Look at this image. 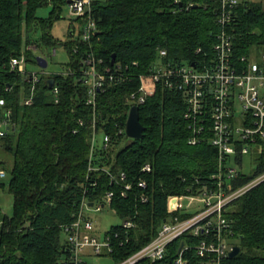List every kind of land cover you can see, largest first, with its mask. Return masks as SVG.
Instances as JSON below:
<instances>
[{"label": "trees", "instance_id": "16d2710c", "mask_svg": "<svg viewBox=\"0 0 264 264\" xmlns=\"http://www.w3.org/2000/svg\"><path fill=\"white\" fill-rule=\"evenodd\" d=\"M49 3L54 10L47 18L38 17V9ZM217 5L215 0L92 2L98 33L92 38V48L81 40L64 44L71 57L69 67L78 71L82 58L92 52L112 71L120 66L127 77L124 83L111 85L97 96L98 126H126L130 110L127 97L145 83L140 76L149 73L161 50L167 52L164 61L174 65L214 57L215 34L220 31ZM60 8L59 0H0V99L6 100L5 108H12L15 124L0 137V170L10 176L8 191L14 198L11 217L0 207V264H63L69 254L61 234L77 220L84 200L104 203L109 192L114 194L111 208L136 225L128 232L122 226L107 232L112 236L110 256L117 264L156 237L170 219L171 197L189 194L197 181L198 187L212 183L218 172L210 123L197 135V144H191L193 132L184 117V93L161 83H153L154 93L140 106L144 137L132 140L124 135L115 139L108 151H91L94 115L86 105L88 94L78 73L42 77L33 104L22 103L31 84L12 72L9 63L25 54L27 62L37 65L30 46L56 49L51 29L60 18ZM237 11V20L230 28L236 56L250 57L255 50L264 53L263 4L243 0ZM32 34H39V38L31 39ZM48 79L60 89L58 103ZM10 86L12 90L6 91ZM262 144L255 171L240 174L230 186L241 187L264 172ZM236 160L241 163V155ZM90 165L96 170L89 172ZM146 165L151 166L150 172L143 170ZM121 173L126 174L125 182L117 181ZM142 181L146 188L140 186ZM125 183L131 184V189L122 195ZM143 195L148 197L145 203ZM226 218L241 252L224 264H264V182L232 203ZM177 245L164 261L153 264H174ZM191 259L197 264L194 254Z\"/></svg>", "mask_w": 264, "mask_h": 264}, {"label": "built area", "instance_id": "2783aa9c", "mask_svg": "<svg viewBox=\"0 0 264 264\" xmlns=\"http://www.w3.org/2000/svg\"><path fill=\"white\" fill-rule=\"evenodd\" d=\"M69 1L71 15L84 21L81 41L92 48V38L98 33L96 21L92 17L93 1ZM215 1L218 4L216 17L220 31L215 34L214 57L194 62L196 66H193V63L174 65L164 61L167 52L161 50L158 60L152 65L149 73L140 76L145 83L131 92L127 101L130 108L133 106L140 108L154 93L153 83H161L165 88L182 91L187 106L184 117L190 123L193 132L190 143L197 144V135L204 131L209 122L210 142L218 154V172L213 176L212 183L198 187L199 181H197L196 186L192 187L186 195L193 200L201 201L200 208L189 211L182 204L186 196L171 197L168 207L171 214L170 219L162 224L156 237L118 264H139L143 261L153 264L164 261L175 243L179 244L174 264H192L191 254L195 255L197 264H224L235 247V244L231 242L234 238L226 212L232 203L264 182L263 172L241 187L230 186V183L240 174L253 173H247L244 170L245 157L262 150L264 142V53H260L258 59L254 56H236L234 36L230 28L237 20V10L243 0ZM28 49L35 50V47L30 46ZM74 52L77 53L78 48H75ZM199 52H201L200 49L197 53ZM56 53L54 49L53 55ZM46 59L48 61V58ZM26 62L25 54H22L20 57L11 59L9 69L20 74L24 81L31 84L29 95L22 101L27 106L33 104L35 89L42 77L56 74L72 76L78 73L80 82L87 90L86 105L93 107L96 106L97 96L100 93L106 91L111 85L121 84L127 80L126 75L121 73L120 66L112 71L111 67L104 66L102 58L96 57L92 52L82 58L78 71L73 67H68L66 73H46L42 68V73L29 72ZM11 90L12 86L6 91ZM51 92L55 102L58 103L60 89L55 81ZM5 106L6 100L0 99V137L7 135L15 125L12 120V108H5ZM93 115L94 119L90 125L92 153L96 150H111L113 141L126 135V126L123 128L116 124L112 127L109 123L98 126L96 112H93ZM84 124V120L81 119L80 125ZM99 133L103 134V140L100 143L97 140ZM238 155L242 157L241 163L236 160ZM151 169L150 165L143 168L147 172ZM95 170L92 165L89 166V172ZM6 177L7 173L0 170V179ZM126 179V174L121 173L117 181L125 182ZM140 186L146 188V182L142 181ZM124 187L122 195L131 189V184L125 183ZM113 196L112 192L107 193L103 200L104 203L84 200L77 220L65 228L68 235L67 252L69 255L63 264H86L85 250L87 248L98 256L110 255L113 252L111 235L106 234L102 242L84 235L92 233L95 228L94 222L86 217L85 210L94 209L95 212H102L106 207L111 208ZM142 201L147 202L148 197L143 195ZM90 203H93L92 207ZM122 227L128 232L136 225L128 220ZM115 237L118 235L116 234Z\"/></svg>", "mask_w": 264, "mask_h": 264}, {"label": "rangeland", "instance_id": "374dc122", "mask_svg": "<svg viewBox=\"0 0 264 264\" xmlns=\"http://www.w3.org/2000/svg\"><path fill=\"white\" fill-rule=\"evenodd\" d=\"M68 1L69 0H59L61 7L59 10L60 18L54 23L51 29V36L57 41V45L55 47L57 53L53 55L54 49L48 48L44 45H40L38 49L34 50L35 57H39V56L49 57L48 58L49 65L48 68L45 69L46 73H64V72L66 73L68 71V67L71 62V57L64 44L70 40H74V41L82 40L81 32L84 22H82L81 19L77 20V17L71 15ZM93 1L105 2L107 0H93ZM247 1L261 2L264 6V0H247ZM53 10H54V6H52V3H49L47 6L38 9L37 16L41 18H47ZM72 30H74L75 33L73 37H70L69 33H71ZM36 38H39V34L31 35V39H36ZM24 39H26V35L24 36ZM260 53L261 51L255 50L252 53V56L258 59ZM26 66L29 72H33V73L43 72V70L35 63L26 62ZM91 108L93 112H97V104L95 107L91 106ZM97 140L98 143H100L103 140V134L99 133L97 135ZM122 144L124 145L125 141H123L121 145ZM258 155H259V151L255 152L253 155H249L245 157L246 166L244 167V170L247 173H252L255 171L258 162L257 161ZM9 180H10L9 175H7L5 179H0V183L4 184L3 187L0 186V207L7 216L11 217L13 215L14 198L13 195L8 191ZM182 204L183 207H185L189 211L201 207V201H199L198 199L193 200L187 196L182 201ZM230 209L231 207L229 208V210ZM176 214L177 213H175V215ZM85 215L94 222L95 228L92 233H85L84 235L89 236L91 238H96L99 242H102L104 240L105 235L107 234L108 231L112 229V227L123 226L125 223V220L119 217L116 214V212L110 207H106L102 212H95L94 209H86ZM67 239H68V235L66 234V232H63L61 234V240L64 242ZM231 242L234 244L239 243L237 239H232ZM85 254H86L85 257L86 264H115L110 255L107 254L106 255L104 254L103 256L95 255L90 248H87L85 250ZM128 257H126L124 260H126Z\"/></svg>", "mask_w": 264, "mask_h": 264}, {"label": "water", "instance_id": "95a60500", "mask_svg": "<svg viewBox=\"0 0 264 264\" xmlns=\"http://www.w3.org/2000/svg\"><path fill=\"white\" fill-rule=\"evenodd\" d=\"M70 1H68V4ZM71 35H73V30L71 31ZM115 55L113 56V63H114ZM37 65L42 69L48 68V61L46 58L39 56L36 58ZM193 66H196V63L192 64ZM49 88L52 89L54 86V80L50 79L48 80ZM140 108L137 106H133L130 108L128 119L126 122V135L128 138L132 140H140L144 137L145 134V127L142 125L140 121ZM90 206H93V203H90ZM183 246V244H182ZM181 246V247H182ZM241 252V248L239 246H235L233 250L229 254V258H234L238 256Z\"/></svg>", "mask_w": 264, "mask_h": 264}, {"label": "crops", "instance_id": "0c3cea01", "mask_svg": "<svg viewBox=\"0 0 264 264\" xmlns=\"http://www.w3.org/2000/svg\"><path fill=\"white\" fill-rule=\"evenodd\" d=\"M93 1V0H92Z\"/></svg>", "mask_w": 264, "mask_h": 264}]
</instances>
